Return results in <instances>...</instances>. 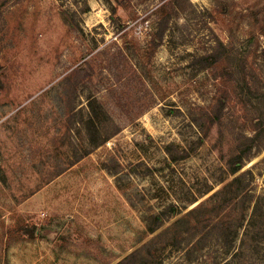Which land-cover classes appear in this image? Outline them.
Masks as SVG:
<instances>
[{
    "label": "rangeland",
    "instance_id": "1",
    "mask_svg": "<svg viewBox=\"0 0 264 264\" xmlns=\"http://www.w3.org/2000/svg\"><path fill=\"white\" fill-rule=\"evenodd\" d=\"M262 148L264 0H0V264H264Z\"/></svg>",
    "mask_w": 264,
    "mask_h": 264
},
{
    "label": "trees",
    "instance_id": "2",
    "mask_svg": "<svg viewBox=\"0 0 264 264\" xmlns=\"http://www.w3.org/2000/svg\"><path fill=\"white\" fill-rule=\"evenodd\" d=\"M164 29L159 31L157 33V38L159 40V43L157 44V47L160 46L162 44V40L164 37ZM210 57V55H200L198 57H196L195 62H197L198 64H201L202 66H204L207 63L208 58ZM93 112L95 113V109H93ZM96 114V113H95ZM221 115H216V117H213L212 115H208L209 121L211 124H215L216 120H221ZM92 121H91V130L95 129L97 130V123L93 120V117H91ZM95 119H97L99 121V119L97 118V115H95ZM100 122V121H99ZM98 132V131H97ZM115 134H117V131L113 132L111 135H109V137H107L106 139H104L102 142H97V145H101L103 143H105L109 138L113 137ZM261 150V148H260ZM262 150H264V148H262ZM237 160L239 161V163H241V166L239 168H235L232 170V173L235 174L237 173L241 168H243L244 164H245V159L242 158L241 155H239L237 157ZM247 161H249L250 159H246ZM250 172H245L243 173L241 176L236 177V181H239L241 179V177H245L246 175H249ZM156 231V228H150V232L154 233ZM223 232H219L216 235V240L218 241V243L222 246H230L232 244V242L234 241L235 237H236V233L234 231H230L229 233V237L228 239H225V241L223 242ZM209 235H211V233H206L205 237L207 238ZM214 235V236H215ZM137 257V254L132 253L129 256L125 257L124 259H122L120 262H118L117 264H129L134 258Z\"/></svg>",
    "mask_w": 264,
    "mask_h": 264
}]
</instances>
